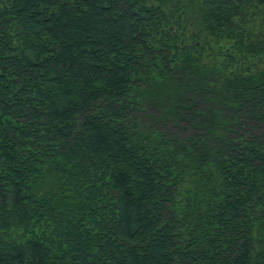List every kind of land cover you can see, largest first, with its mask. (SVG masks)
Listing matches in <instances>:
<instances>
[{
  "label": "trees",
  "instance_id": "1",
  "mask_svg": "<svg viewBox=\"0 0 264 264\" xmlns=\"http://www.w3.org/2000/svg\"><path fill=\"white\" fill-rule=\"evenodd\" d=\"M0 264H264V0H0Z\"/></svg>",
  "mask_w": 264,
  "mask_h": 264
}]
</instances>
